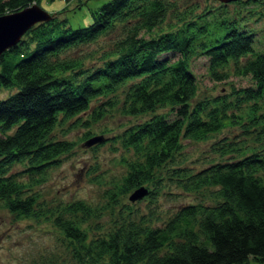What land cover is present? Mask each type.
<instances>
[{
    "label": "trees",
    "instance_id": "trees-1",
    "mask_svg": "<svg viewBox=\"0 0 264 264\" xmlns=\"http://www.w3.org/2000/svg\"><path fill=\"white\" fill-rule=\"evenodd\" d=\"M32 1L38 2L0 0V13ZM233 1L246 5L245 18L252 19L240 22L242 14L230 15L227 2ZM223 3L226 8L220 15L210 7L185 17L177 14L178 25L171 27L167 20L168 27L153 33L169 0H103L91 9L85 24L73 26L66 16L53 12L29 25L0 52V86L8 89L0 95V206L18 216H40L46 203L37 202L40 192L31 185L39 183L73 144L51 134L53 126L100 118L117 102L116 89L126 84L122 112L151 113L117 134L134 156L121 157L126 170L104 188L111 203H117L123 192L130 201L152 199L164 177L184 190L207 185L214 201L185 202L154 224L152 214L125 215L131 203L123 200L113 224L90 232L80 223V214L90 215L96 206L80 197L65 200L51 215L69 248L72 244L76 261L243 264L250 257L264 261V47L251 23L264 19V0ZM116 24L122 25L123 33L111 48L102 50L99 62L86 64L83 57L68 52ZM196 53L205 56L212 78L226 79L233 73L247 82H231L223 92L193 101L197 78L190 59ZM157 105L166 108L154 111ZM82 111L87 117L79 119ZM228 123L238 125L243 136L212 140L210 148L217 157L196 168L180 159L173 163L181 138H204ZM95 135L101 137L96 132L87 137ZM246 135L257 144L247 145ZM166 162L172 164L161 172ZM15 163L21 168H13ZM133 192L138 195L131 197Z\"/></svg>",
    "mask_w": 264,
    "mask_h": 264
},
{
    "label": "rangeland",
    "instance_id": "rangeland-1",
    "mask_svg": "<svg viewBox=\"0 0 264 264\" xmlns=\"http://www.w3.org/2000/svg\"><path fill=\"white\" fill-rule=\"evenodd\" d=\"M103 0H38L40 6L49 12H56L67 17L71 25L85 24L91 19V9L95 8ZM164 19L156 25L151 32L158 31L159 28H166L170 24L176 26L180 23V16H189L192 12L205 10L207 7L215 8V15L224 13L225 1L221 0H169ZM168 3V2H167ZM225 4V5H224ZM230 15L233 13L242 14L239 21H246L245 14L248 12L243 3L227 2ZM258 8L259 5H253ZM258 10L255 12L257 13ZM178 14V15H177ZM245 18V19H244ZM264 19L254 23L260 41V47H264ZM122 25L116 24L111 30L98 35L96 39L68 49L70 54L83 57L87 63L99 62L102 50L112 47L122 35ZM92 53V55H89ZM190 64L196 73V96L199 98H210L212 95L223 92L229 88V83H246L247 78L231 73L226 79H214L208 73L206 59L203 54L196 53L190 59ZM230 62L228 63V65ZM126 84L116 89L119 96L115 104H112L107 111L98 119L87 124L72 120L56 123L51 134L68 138L73 141L72 147L68 151L61 152L59 162L49 166L44 173V178L39 183H32L31 187L40 192L37 202L44 199L45 205L41 207L42 213L38 217L18 216L7 207L0 206V264H79L69 248L70 242L61 233L60 228L53 221L51 212L59 211L58 208L65 200L77 197L87 200L95 212L90 215H82L80 223L90 229V232L100 231L108 225L113 224L119 217L120 202L126 200L131 203L130 211L124 210V214H129L137 218L140 213L152 214V222L161 223L179 205L193 200L205 202L214 201L208 194L209 186H201L196 189L184 190L174 181L167 177L156 186L157 190L152 199L139 198L130 201L127 192L118 194L117 203L107 197L104 192L105 186L113 185V181L126 170V162L121 157L134 156L131 150L126 149L120 143L118 132L128 123L141 121L151 112L124 113L120 106L123 95V88ZM8 89L0 86V95L6 93ZM114 92V93H115ZM166 108V105H157L155 110ZM86 111H82L79 119L85 118ZM75 119V118H74ZM72 122V123H71ZM96 132L101 137L87 141L89 137L86 131ZM239 126L236 124H225L215 132L199 139L184 137L181 138L182 145L175 153L173 163L180 159L179 163L188 164L194 168L203 165L210 157H217L216 152L210 148V143L215 138L221 136H243L239 133ZM246 144H257L249 135H246ZM172 163L166 162L160 167V171H166V166ZM13 168H21L20 163H15ZM164 174V173H163ZM42 175V174H41ZM26 174L21 175L25 178ZM152 185V183H151ZM30 186V185H29ZM42 198V199H41ZM111 203V204H109ZM50 209V210H49ZM151 217V216H150Z\"/></svg>",
    "mask_w": 264,
    "mask_h": 264
},
{
    "label": "water",
    "instance_id": "water-1",
    "mask_svg": "<svg viewBox=\"0 0 264 264\" xmlns=\"http://www.w3.org/2000/svg\"><path fill=\"white\" fill-rule=\"evenodd\" d=\"M52 13L42 8L37 1H32L17 10L0 13V52L6 46L16 42L22 32L33 22L48 18ZM97 138H99V135L89 137L87 141ZM135 193L133 192L131 197L138 195Z\"/></svg>",
    "mask_w": 264,
    "mask_h": 264
},
{
    "label": "crops",
    "instance_id": "crops-1",
    "mask_svg": "<svg viewBox=\"0 0 264 264\" xmlns=\"http://www.w3.org/2000/svg\"><path fill=\"white\" fill-rule=\"evenodd\" d=\"M243 264H264V261H260V260H258L256 258L250 257Z\"/></svg>",
    "mask_w": 264,
    "mask_h": 264
}]
</instances>
